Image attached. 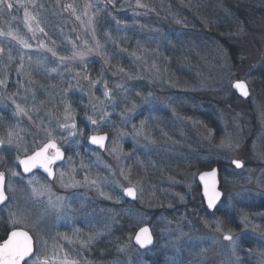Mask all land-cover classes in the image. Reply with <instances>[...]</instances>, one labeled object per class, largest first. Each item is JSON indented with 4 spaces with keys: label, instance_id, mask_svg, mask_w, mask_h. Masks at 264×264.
Wrapping results in <instances>:
<instances>
[{
    "label": "rangeland",
    "instance_id": "rangeland-1",
    "mask_svg": "<svg viewBox=\"0 0 264 264\" xmlns=\"http://www.w3.org/2000/svg\"><path fill=\"white\" fill-rule=\"evenodd\" d=\"M247 1L235 5L250 19ZM7 2L11 9L0 5V172L9 196L2 239L27 229L47 264H264V16L246 24L216 1L229 21L213 31L196 0L164 8L145 0ZM218 36L236 43L237 62ZM74 51L88 55L61 61ZM236 81L248 84V99L234 91ZM66 105L75 136L58 127ZM98 109L109 115L101 120ZM9 129L19 133L11 144ZM42 129L66 153L53 181L23 176L18 166L38 150ZM101 134L109 136L105 151L89 144ZM218 164L224 198L204 211L198 176ZM41 185L50 192L34 195ZM127 187L135 201L125 198ZM14 213L26 218L14 223ZM143 226L155 236L145 251L133 243Z\"/></svg>",
    "mask_w": 264,
    "mask_h": 264
},
{
    "label": "snow or ice",
    "instance_id": "snow-or-ice-1",
    "mask_svg": "<svg viewBox=\"0 0 264 264\" xmlns=\"http://www.w3.org/2000/svg\"><path fill=\"white\" fill-rule=\"evenodd\" d=\"M109 3H113L114 6V0H109ZM0 5H3V7H6L8 9H11L13 7V5L11 3H8L7 0H0ZM143 6V5H140ZM67 8L72 9V5H66ZM73 11H75V9H73ZM87 14V13H85ZM26 18L28 20H35L36 17L34 16H30V14H28L27 12L25 13ZM79 18V17H78ZM91 20V17L89 18ZM178 23L180 21H177ZM37 23V30L40 32H43V28H39V21H36ZM29 30L31 31V25L29 24ZM11 34V33H9ZM20 43L23 45V47L25 48H30L31 45L29 43H27V41L21 39ZM43 46V45H41ZM97 47L100 48L102 47V45H100L99 41H97ZM49 52H52V55L55 56L56 53L51 49H47ZM3 49L0 48V52H2ZM88 51H91V48H89ZM88 55V52L86 51H74L72 53L71 57H60L61 61H63L64 59H83L84 56ZM133 55H135V53H133ZM139 58V57H137ZM21 68H23V65H20ZM52 71H56V69H52ZM122 71V70H121ZM77 75H79V73H77ZM86 79L88 77H85ZM4 81L0 80V84H3ZM234 87L238 90L241 91L242 95L247 96L248 95V90H247V85L246 83L242 82V81H238ZM105 98L108 99L109 98V93L106 90L105 93ZM13 103H15V101H13ZM102 103V102H101ZM106 107V106H105ZM93 108L96 109L97 106L94 104ZM16 109L18 113H23L25 115H27V112L19 105L16 104ZM99 111L102 112L101 115V120H103L107 115H109V113H107L106 111H104L103 109H98ZM29 119H31V117H29ZM89 120H91V123L93 125L97 124V120L92 119V117L88 118ZM58 127L62 130H67L68 134L70 136H75L77 135V131H76V124L74 122V116L72 114V110H71V105H66L65 106V114H64V122L59 124ZM133 127L135 128V125H133ZM141 127H143V122ZM44 133V138L43 141L40 145H38V149L37 151H34L32 155L27 156L25 159L21 160L20 163L24 166V171L25 172H29L31 171L33 168L40 166L45 168L46 171L49 172L50 175H54V173L52 172V169L49 167V165H51L52 163H54L57 159H63V153L60 151V148L58 146V144L56 143V138L53 135L52 130L50 129H42L41 130ZM136 135H140L141 133L139 131H137L135 133ZM8 140L7 143L11 144L14 141V138L19 139V133L15 132L13 129H9L8 133ZM91 140L94 144H100L101 146H103V142L105 140H107L106 136H92ZM5 141L0 140V144L4 143ZM50 150L54 153L53 155H49ZM113 151H116V149H113ZM70 159V158H69ZM238 167H242V164L237 161L236 162ZM11 172V170H9ZM12 175H18L15 172H11ZM63 173L60 174L61 179H63ZM209 174H205V176H207ZM210 176L212 177V187H211V191L210 194L208 195V203L209 206H214L215 201L219 198L220 193L217 192L215 190V172L211 173ZM201 179H205L204 176H201ZM29 183H31V181H29ZM93 183H95V181H93ZM5 186H6V179H5V173L4 172H0V202L6 201L8 199L7 194L5 193ZM8 187H10V185H8ZM33 194L40 196L42 195L45 191L50 192V188H48L45 185H41L40 190H37L36 188H33ZM124 192L129 195V196H135V189L133 187H127L124 188ZM101 195H106L105 193L101 192ZM108 199H111L110 196L107 197ZM61 198H57V200L59 201ZM51 203V201H50ZM26 217L21 214L19 217L16 216V214H13V220L14 223H19L21 222V220L25 219ZM99 235V234H97ZM93 239V237H90V240ZM225 240H229L232 241L233 237L231 235H226L224 237ZM136 241L138 244H140L142 247L146 246L147 244H150L152 242L151 240V233L150 230L148 228H142L140 229V233L137 234L136 236ZM233 244H235V241H233ZM38 250H36L34 248V241H33V237L29 234V232L27 231H12L10 238L3 244L0 245V261L3 262V264H28V259L27 258H31L32 259V264H47V261H41L40 256L36 255V252Z\"/></svg>",
    "mask_w": 264,
    "mask_h": 264
},
{
    "label": "trees",
    "instance_id": "trees-1",
    "mask_svg": "<svg viewBox=\"0 0 264 264\" xmlns=\"http://www.w3.org/2000/svg\"><path fill=\"white\" fill-rule=\"evenodd\" d=\"M216 1H220L219 2L220 4H218V7L227 6L229 11L231 12V14L229 15H231L232 17L236 16L240 18V20H242L241 22H244L246 24H250L252 21H257V19H259L261 16H264V3L261 1L259 2L257 0H248L246 3L244 2V5L246 6V8H248L249 11L252 13V17L250 19H249V16H247V13L242 9V6L240 7V6L235 5V2L237 1L238 3L239 0H196L197 3L202 2L201 9L199 10L198 14L202 15L203 17H205V19H207L208 21H210V23L213 24L214 26L213 31H216V29H220L221 27H224V25H227L229 21L228 16L224 15V13L221 10L219 11V9L217 8L215 10L214 6L215 5L217 6ZM145 2H147V4L151 7L158 8V5H161L164 8V5L170 6L174 4L175 0H145ZM258 2L259 4H257ZM258 6L260 8H258ZM103 14H105V12H103ZM100 17L101 16H99V19ZM224 31H226V29H224ZM219 40L229 51L231 59L234 62H237V59L239 58L238 57L239 54H238L236 43H234L230 38L224 37V36L219 37ZM216 167H219L221 174H223V165L218 164V166ZM204 171H208V170H204ZM199 188H201V186H199ZM201 208L204 211L205 210L208 211L207 207H205V204L203 202L201 203ZM5 234H6V230L3 227H1L0 238H2V236H5Z\"/></svg>",
    "mask_w": 264,
    "mask_h": 264
},
{
    "label": "water",
    "instance_id": "water-1",
    "mask_svg": "<svg viewBox=\"0 0 264 264\" xmlns=\"http://www.w3.org/2000/svg\"><path fill=\"white\" fill-rule=\"evenodd\" d=\"M237 82H238V81H236V82L233 84V89H234V91H235V92L237 93V95L240 96L241 98H243V99H248V98L251 96V92H250V88H249L248 84H247L245 81H242V82L246 83V85H247L248 95L245 96V95H242V93H241L240 90H238V89H236V88L234 87V85H235ZM92 136H98V137H99V136H106V137H107V140H105V141L103 142V146H101L100 144H94V143L92 142V140H91V137H92ZM92 136L89 138V144H90L92 147L97 148V149L100 150V151H105V149H106V147H107V144H108V142H109V136H108L107 134L92 135ZM56 143H57V142H56ZM57 144H58V143H57ZM58 146H59V145H58ZM59 148H60V147H59ZM38 150H39V149H38ZM36 151H37V150H36ZM60 151L63 153V159H62V160H61V159H57L54 163H52L51 165H49V167L52 169V172L54 173V175H50L49 172L45 170V168L40 167V166H37V167L33 168V169H32L31 171H29V172H25V171H24V166L20 163V161L23 160V159H25L26 157L22 158V159L19 161V163H18V166H19V169H20L21 174H22L23 176L28 177V176H30V175H32V174H34V173L39 172V173L43 174L44 176H46L47 179H48L49 181H53V180L55 179V177H56V168H57V166L60 165V164H62V163L65 161V157H66L65 151H64L62 148H60ZM32 154H33V153H32ZM32 154H31V155H32ZM53 154H54V153L50 150L49 155L51 156V155H53ZM240 163H241V162H240ZM241 164H242V163H241ZM234 165H235L236 168H238V169L242 168V167H238L237 164H236V162H234ZM213 172H215V178H214L215 181H216V183H215V190H216L217 192L220 193V196H219V198L215 201L214 206H209V203H208V195L210 194L211 187H212V177L210 176V174L213 173ZM205 174H209V175L205 176ZM201 176H204L205 179L202 180V179H201ZM5 179H6V177H5ZM198 182H199V184H200V186H201V188H202V194H203V197H204V200H205V204H206V207H207L208 211H210V212L215 211V210L217 209V207L220 205V203L222 202L223 198H224V192H223L222 189H221V180H220V169H219V167H215V168H213V169H211V170L204 171V172L200 173L199 176H198ZM5 187H6V186H5ZM5 193H6V191H5ZM124 196H125V198L128 199V200L135 201V200L137 199V192H136V190H135V196H134V197H133V196H129V195H127L125 192H124ZM6 201H7V200H6ZM6 201L0 202V208H1L2 206L5 205ZM142 228H148V229L150 230V233H151V240H152V242H151L150 244H147L146 246H143V247H142L140 244H138L137 241H136V236H137V234L140 233V229H142ZM140 229L136 232V234H135V236H134V239H133V243H134V244H135V245H136L141 251H145V250H148V249L153 248L154 245H155V237H154V234H153V232H152V229H151L149 226H143V227H141ZM14 231H25V230L17 229V230H14ZM10 235H11V233L9 234L8 239L10 238ZM8 239H7V240H8ZM7 240H6V241H7ZM6 241H4V242H3L2 244H0V245H3ZM27 259L29 260L30 258H27ZM0 264H3V262L0 261Z\"/></svg>",
    "mask_w": 264,
    "mask_h": 264
},
{
    "label": "flooded vegetation",
    "instance_id": "flooded-vegetation-1",
    "mask_svg": "<svg viewBox=\"0 0 264 264\" xmlns=\"http://www.w3.org/2000/svg\"><path fill=\"white\" fill-rule=\"evenodd\" d=\"M8 201H9V196H8ZM9 233H10V232H8V234L6 235V237H5L4 239L0 238V243H2L4 240H6V239L8 238ZM34 246L36 247V241H35Z\"/></svg>",
    "mask_w": 264,
    "mask_h": 264
}]
</instances>
